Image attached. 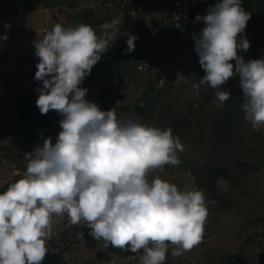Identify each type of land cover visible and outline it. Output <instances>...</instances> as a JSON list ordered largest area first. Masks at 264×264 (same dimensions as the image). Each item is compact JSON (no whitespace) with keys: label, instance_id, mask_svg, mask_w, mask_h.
Masks as SVG:
<instances>
[{"label":"clouds","instance_id":"9594fccd","mask_svg":"<svg viewBox=\"0 0 264 264\" xmlns=\"http://www.w3.org/2000/svg\"><path fill=\"white\" fill-rule=\"evenodd\" d=\"M249 19L241 0H214L204 15H195L203 27L190 38L204 75L193 88L207 84L222 104L229 92L218 86L238 74L244 119L257 130L264 125V56L245 60L237 53L250 46L243 34ZM121 23H103L99 36L86 23H55L32 41L39 58L34 79L41 84L35 105L41 114L55 110L61 118L55 142L46 137L24 153L23 174L0 191V264H41L54 215H67L72 225L86 223L105 247L142 249L138 264H163L169 244L176 246L171 255L180 256L202 240L204 190L148 178L166 164L181 163L183 145L172 128L119 119L114 108L101 110L86 99L87 88L79 86ZM137 39L128 34L121 52L131 53ZM175 75L177 83L185 79Z\"/></svg>","mask_w":264,"mask_h":264},{"label":"rangeland","instance_id":"374dc122","mask_svg":"<svg viewBox=\"0 0 264 264\" xmlns=\"http://www.w3.org/2000/svg\"><path fill=\"white\" fill-rule=\"evenodd\" d=\"M27 1L0 0V188L3 190L26 169L24 153L42 145L46 137L54 143L59 131L61 117L55 110H49L53 122L47 135L30 141L28 132L34 130L16 117L12 107L15 89L38 94L36 89L41 86L39 81L35 86L26 79L34 76L39 60L34 54V39L42 38L45 29L55 23L66 27L86 23L99 36L100 26L114 18H122L114 40L125 35L128 27L140 19L152 32L172 27L175 22L181 29L192 25L193 8L207 0ZM241 6L249 13L255 12L256 6L263 10L264 0H241ZM106 66L93 68L79 85L87 88L86 99L97 103L101 110L114 108L119 119H133L162 129L170 126L183 145V151L177 152L181 163L153 170L149 179L158 175L185 190L196 186L195 174L202 177L215 168H224L231 179L238 181L233 185L230 179H215V193L222 199H205L208 215L202 240L180 256L171 255L176 247L173 245L164 264H233L229 261L231 256L246 260L247 264H264V125L254 130L243 112L235 114L234 123L227 125L228 117L224 114L227 102L221 104L207 84L200 85L198 91L194 89L193 84L200 80L196 75L177 83L168 82L157 69L141 61ZM138 67L145 69L138 71ZM220 125L228 127L227 136L217 128ZM53 231L47 252L60 253L61 264H134L129 256L143 254L142 249L131 252L110 243L105 247L103 240L90 235L86 223L69 224L67 215L53 216Z\"/></svg>","mask_w":264,"mask_h":264},{"label":"water","instance_id":"95a60500","mask_svg":"<svg viewBox=\"0 0 264 264\" xmlns=\"http://www.w3.org/2000/svg\"><path fill=\"white\" fill-rule=\"evenodd\" d=\"M208 6L206 3L196 5L192 10V15L194 17L197 13L204 15ZM201 27H203V21H195L194 25H185L183 29L163 27L152 32L146 22L140 19L131 31L109 45L101 54V59L97 64L92 66L91 71L93 68L120 61H141L157 69L168 82L176 79L177 72L185 77L189 75L201 77L204 75V70L198 63L197 55L193 50L194 42L190 38L191 34L199 31ZM128 34H135L138 39L134 41L135 48L131 53H122L121 49L126 48L125 41ZM243 34L250 46L246 52L238 49V55H242L245 60L264 56V12L250 13V19L246 22ZM218 87L229 92L228 100L242 94L239 87V76L235 73ZM210 89L215 92V89Z\"/></svg>","mask_w":264,"mask_h":264},{"label":"trees","instance_id":"16d2710c","mask_svg":"<svg viewBox=\"0 0 264 264\" xmlns=\"http://www.w3.org/2000/svg\"><path fill=\"white\" fill-rule=\"evenodd\" d=\"M41 1V0H37ZM253 1V0H249ZM28 3L31 2V0L27 1ZM208 5H211L214 3V0H207L205 2ZM255 3V2H254ZM264 10V9H263ZM262 8L256 6L254 9L255 12L257 13H262L264 12ZM191 17L194 20V16L191 13ZM136 25H130L128 27V31H131ZM173 27V26H172ZM174 28V27H173ZM126 32V31H125ZM126 33V34H127ZM125 34V33H124ZM121 37V36H120ZM119 37H117L118 39ZM115 39V40H117ZM113 40V42L115 41ZM112 42H110L111 44ZM128 61H120L116 62V64L123 66L125 63ZM113 65V64H111ZM111 65H107L106 67H110ZM99 66L98 68H100ZM103 67V66H102ZM111 70V68L109 69ZM36 71V70H35ZM35 73V72H34ZM159 74V73H158ZM26 79L29 82H32L33 85L37 86L38 81L34 79L33 75L27 76ZM38 94L35 93H30V92H25L22 89H15L12 93V107L14 108L16 117L21 121L24 122L25 124H28L32 127L33 132H28L29 140L30 141H36L40 140L42 137H45L47 135V132L49 130V127L52 125V119L48 112L46 114H41L38 110V108L35 105V99ZM228 107L225 110V115L228 117L227 118V125H232L234 123V117L235 114L237 113H242L243 109L241 105L244 103V97L243 95L239 96V98L235 100H226ZM139 113H141V110H139ZM223 131H225V135H228V127H224L220 125L219 127ZM35 139V140H32ZM239 165V164H237ZM195 179H196V188H202L204 190V196L205 199L207 198H213L216 197L218 199H222L220 196H217L215 193L214 189V181L217 178H223L226 180H232L231 183L233 185H236L238 183L237 179H231L230 174L228 173V170L224 168H215L213 169L209 174L204 175L202 177H199L198 174H195ZM0 191H4L2 188H0ZM168 252L166 253L167 256ZM166 260V259H165ZM229 261L233 264H247L246 260H243L239 257L236 256H231L229 257ZM165 261L163 262V264ZM41 264H61V254L60 253H50L46 252L43 260L41 261Z\"/></svg>","mask_w":264,"mask_h":264},{"label":"built area","instance_id":"2783aa9c","mask_svg":"<svg viewBox=\"0 0 264 264\" xmlns=\"http://www.w3.org/2000/svg\"><path fill=\"white\" fill-rule=\"evenodd\" d=\"M177 21V20H176ZM195 24V22H194V20L192 21V25H194ZM173 27L174 28H180V25L177 23V22H175L174 24H173ZM145 68H142V67H138V71H142V70H144ZM142 255V254H141ZM141 255H137V256H133V255H131V256H129V260H131L134 264H138V262H139V257L141 256Z\"/></svg>","mask_w":264,"mask_h":264},{"label":"crops","instance_id":"0c3cea01","mask_svg":"<svg viewBox=\"0 0 264 264\" xmlns=\"http://www.w3.org/2000/svg\"><path fill=\"white\" fill-rule=\"evenodd\" d=\"M160 28H161V27H160ZM162 28H163V27H162ZM172 246H173V245L169 244V246H168L169 248H168V249H171Z\"/></svg>","mask_w":264,"mask_h":264},{"label":"flooded vegetation","instance_id":"af4514ba","mask_svg":"<svg viewBox=\"0 0 264 264\" xmlns=\"http://www.w3.org/2000/svg\"><path fill=\"white\" fill-rule=\"evenodd\" d=\"M185 26V25H184ZM184 26L181 28V29H183L184 28Z\"/></svg>","mask_w":264,"mask_h":264}]
</instances>
